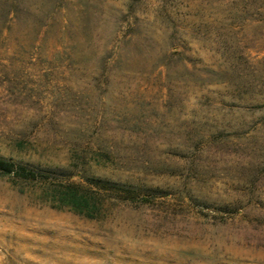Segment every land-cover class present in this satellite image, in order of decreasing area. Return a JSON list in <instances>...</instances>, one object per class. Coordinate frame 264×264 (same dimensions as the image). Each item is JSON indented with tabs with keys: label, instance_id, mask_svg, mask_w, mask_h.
<instances>
[{
	"label": "rangeland",
	"instance_id": "obj_1",
	"mask_svg": "<svg viewBox=\"0 0 264 264\" xmlns=\"http://www.w3.org/2000/svg\"><path fill=\"white\" fill-rule=\"evenodd\" d=\"M0 159V264H264V0H0Z\"/></svg>",
	"mask_w": 264,
	"mask_h": 264
},
{
	"label": "trees",
	"instance_id": "obj_2",
	"mask_svg": "<svg viewBox=\"0 0 264 264\" xmlns=\"http://www.w3.org/2000/svg\"><path fill=\"white\" fill-rule=\"evenodd\" d=\"M0 176L29 179L34 178L36 174L34 171L27 172L23 167L15 166L5 159H0ZM107 192L115 196L116 200L124 202H131L139 195L136 190L116 181L101 182V184L78 181L69 182L65 185L59 196L62 206L85 218L93 219L96 218L99 203L102 202L101 199Z\"/></svg>",
	"mask_w": 264,
	"mask_h": 264
}]
</instances>
